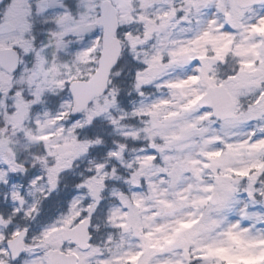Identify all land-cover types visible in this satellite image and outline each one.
Instances as JSON below:
<instances>
[{
	"label": "snow or ice",
	"instance_id": "obj_1",
	"mask_svg": "<svg viewBox=\"0 0 264 264\" xmlns=\"http://www.w3.org/2000/svg\"><path fill=\"white\" fill-rule=\"evenodd\" d=\"M0 264H264V0H0Z\"/></svg>",
	"mask_w": 264,
	"mask_h": 264
}]
</instances>
